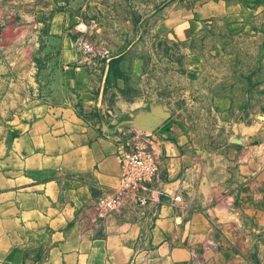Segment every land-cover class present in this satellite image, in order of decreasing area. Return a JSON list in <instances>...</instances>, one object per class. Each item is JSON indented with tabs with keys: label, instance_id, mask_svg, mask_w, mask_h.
Wrapping results in <instances>:
<instances>
[{
	"label": "rangeland",
	"instance_id": "obj_1",
	"mask_svg": "<svg viewBox=\"0 0 264 264\" xmlns=\"http://www.w3.org/2000/svg\"><path fill=\"white\" fill-rule=\"evenodd\" d=\"M61 12L76 18L65 60L92 46L86 63L107 71L105 110L118 138L153 114L171 120L167 139L184 148L195 178L185 223L208 227L230 263L264 264V214L237 192L242 173L264 168V0H0V111L28 107L39 88L31 81L52 78L61 49L45 36ZM191 14L194 33L180 39L173 27Z\"/></svg>",
	"mask_w": 264,
	"mask_h": 264
},
{
	"label": "crops",
	"instance_id": "obj_2",
	"mask_svg": "<svg viewBox=\"0 0 264 264\" xmlns=\"http://www.w3.org/2000/svg\"><path fill=\"white\" fill-rule=\"evenodd\" d=\"M75 19L61 12L56 30L45 36L61 52L52 60V78L31 81L40 89L31 86L30 105L0 111V264H232L208 227L185 223L195 178L184 148L167 139L170 119L156 132L164 179L159 200L144 211L131 198L117 211L102 210L99 199L119 184L118 135L108 121L112 110H105L107 71L97 76L99 68L86 63L81 50L65 60V36L75 33ZM196 23L185 16L174 34L184 39ZM118 99L115 115L123 107ZM247 170L237 192L245 209L262 217L264 168ZM175 195L182 201L174 203ZM193 195L204 204L200 186Z\"/></svg>",
	"mask_w": 264,
	"mask_h": 264
},
{
	"label": "built area",
	"instance_id": "obj_3",
	"mask_svg": "<svg viewBox=\"0 0 264 264\" xmlns=\"http://www.w3.org/2000/svg\"><path fill=\"white\" fill-rule=\"evenodd\" d=\"M82 38H79V40ZM78 40V43H80ZM81 44V43H80ZM83 55L94 56V47L83 49ZM164 120L154 130L131 129L123 137L118 138L116 156L120 164L119 184L112 191L104 194L99 199L102 210L114 212L124 204L127 198H131L138 210H143L159 200L164 192L162 184V163L157 151L158 138L156 132L167 123ZM174 203L181 202L182 196L175 195Z\"/></svg>",
	"mask_w": 264,
	"mask_h": 264
},
{
	"label": "water",
	"instance_id": "obj_4",
	"mask_svg": "<svg viewBox=\"0 0 264 264\" xmlns=\"http://www.w3.org/2000/svg\"><path fill=\"white\" fill-rule=\"evenodd\" d=\"M99 56L100 55H98L97 57H99ZM166 119H168V117L158 115V114H153L148 118L147 123H145L143 126H141L140 129L152 131Z\"/></svg>",
	"mask_w": 264,
	"mask_h": 264
}]
</instances>
